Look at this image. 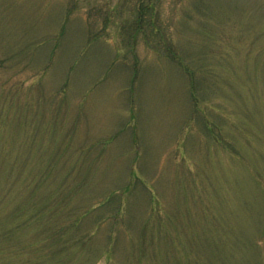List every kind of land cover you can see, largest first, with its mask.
<instances>
[{
	"label": "rangeland",
	"instance_id": "rangeland-1",
	"mask_svg": "<svg viewBox=\"0 0 264 264\" xmlns=\"http://www.w3.org/2000/svg\"><path fill=\"white\" fill-rule=\"evenodd\" d=\"M56 262L264 264V0H0V264Z\"/></svg>",
	"mask_w": 264,
	"mask_h": 264
},
{
	"label": "trees",
	"instance_id": "trees-1",
	"mask_svg": "<svg viewBox=\"0 0 264 264\" xmlns=\"http://www.w3.org/2000/svg\"><path fill=\"white\" fill-rule=\"evenodd\" d=\"M193 78H195V77H192V80H191V92H192V95H194L195 97H197L196 96V91H195V84H194V79ZM71 184L73 185L74 183H72L71 182ZM69 187H70V185H69V183H67L66 184V186H65V188L68 190L69 189ZM72 189H79V187H77L76 185H73L72 186ZM73 192V191H72ZM70 194H71V191H70ZM70 194H69V196H70ZM114 197V195H111V196H109L108 198H107V201L108 200H110L111 198H113ZM68 197H65L64 198V200L66 201H68ZM106 201V202H107ZM51 202H53V201H50V203ZM49 203V204H50ZM104 203V202H103ZM48 204V205H49ZM50 208H53V206L51 207L50 206ZM70 211V210H69ZM50 212H52V209H50ZM73 214V213H72ZM72 214H70V215H72ZM71 217L73 218V216H70V221H71V223H70V225H68V227H58L55 231H54V233L56 232V231H58V232H60V233H62V235H65L66 234V232L69 230V228H70V226H71V228L74 230V229H78L77 227H79V225H80V220L82 219V215H81V217L80 218H77L76 220H71ZM69 218V217H68ZM74 219V218H73ZM79 235V234H78ZM87 234L86 233H82V235H80L79 237H75V238H73V239H70V238H62V239H56V241H58V243L59 242H61V250H64V252L63 251H61V252H58V254H56L55 255V253H53V254H51V256H52V258H55V256H58V257H60V255H64L65 254V251L67 250V248H68V246L69 245H73V244H81V243H83L85 240H87ZM90 237V236H89ZM52 244V243H51ZM58 250H59V248H57ZM52 252V251H51ZM47 253H49V252H47ZM62 258V257H61ZM60 262H61V260H60ZM60 262H56V264L57 263H60Z\"/></svg>",
	"mask_w": 264,
	"mask_h": 264
}]
</instances>
